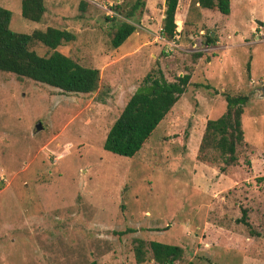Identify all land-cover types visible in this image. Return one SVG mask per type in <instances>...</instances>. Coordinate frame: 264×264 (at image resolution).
Segmentation results:
<instances>
[{
  "label": "rangeland",
  "instance_id": "1",
  "mask_svg": "<svg viewBox=\"0 0 264 264\" xmlns=\"http://www.w3.org/2000/svg\"><path fill=\"white\" fill-rule=\"evenodd\" d=\"M133 1L42 0L31 21L19 0H0L11 31L66 29L73 40L54 49L98 71L87 93L0 71V264H156L149 240L179 246L173 264H264V98L256 91L264 84V0H228L226 15L190 3L176 41L182 50L169 52L155 38L161 0H135L134 31L110 45ZM206 33L215 38L209 50L200 46ZM154 67L166 80L188 72L201 86L186 87L132 158L105 151L107 128ZM221 93L249 96L236 163L223 172L219 160L193 157L205 120L224 109ZM125 228L132 231L117 233ZM133 238L144 243L141 263Z\"/></svg>",
  "mask_w": 264,
  "mask_h": 264
},
{
  "label": "trees",
  "instance_id": "2",
  "mask_svg": "<svg viewBox=\"0 0 264 264\" xmlns=\"http://www.w3.org/2000/svg\"><path fill=\"white\" fill-rule=\"evenodd\" d=\"M190 3L193 7L212 9L221 15H226L229 10L228 0H162L161 36L175 41L180 39L181 24ZM137 5L138 2L134 0L122 12L123 19L118 20L110 36L109 42L113 48L134 31L137 20L133 18V13ZM43 11L42 0H19V14L27 20L39 21ZM8 19L9 11L0 6V71L12 74L15 79L27 78L63 92L87 93L95 89L98 80L96 68L79 65L54 49L60 41L73 40L74 35L70 31L46 26L28 33L14 32L8 28ZM34 43L51 51L47 55H39L31 49ZM214 43V36L206 33L200 46L212 48ZM202 53L195 51L190 56L196 58ZM189 84L201 86L189 82L188 72L175 75L173 80H166L158 67L148 70L107 128L101 142L102 149L132 158ZM221 95L224 109L217 117L205 120L193 156L204 165L219 160L222 163L218 167L219 172L224 171V165L236 163L235 148L242 141L240 115L248 99L245 93ZM244 216L245 211L241 209L238 221L247 226ZM127 231L132 230L125 228L117 233ZM133 243V261L141 263L144 260V243L139 238H133ZM146 245L151 260L156 264H173L181 254V248L174 244L149 240ZM84 264L96 263L90 260Z\"/></svg>",
  "mask_w": 264,
  "mask_h": 264
},
{
  "label": "built area",
  "instance_id": "3",
  "mask_svg": "<svg viewBox=\"0 0 264 264\" xmlns=\"http://www.w3.org/2000/svg\"><path fill=\"white\" fill-rule=\"evenodd\" d=\"M155 38H158L159 40H161V42L163 43V52H169L173 49L176 50H182L180 45L172 38L170 39H165L163 36H161L160 34L158 36H155ZM203 50H209L211 49L210 47H206V46H202Z\"/></svg>",
  "mask_w": 264,
  "mask_h": 264
},
{
  "label": "water",
  "instance_id": "4",
  "mask_svg": "<svg viewBox=\"0 0 264 264\" xmlns=\"http://www.w3.org/2000/svg\"><path fill=\"white\" fill-rule=\"evenodd\" d=\"M254 22L258 25H260L259 20H254ZM256 91L259 95V97L264 98V84H261L258 88H256ZM40 128V124L38 122L35 123L34 125V130H37Z\"/></svg>",
  "mask_w": 264,
  "mask_h": 264
},
{
  "label": "crops",
  "instance_id": "5",
  "mask_svg": "<svg viewBox=\"0 0 264 264\" xmlns=\"http://www.w3.org/2000/svg\"><path fill=\"white\" fill-rule=\"evenodd\" d=\"M161 2H162V0H161ZM162 10H163V4H162ZM161 17H162V15H161ZM161 17H160V19H161ZM254 20V19H253ZM260 21V20H259ZM159 22H160V20H159ZM256 24V23H255ZM260 24H261V21H260ZM256 26L257 27H259L260 25H258V24H256ZM240 38V37H239ZM242 38H240V40H241ZM245 94H247V93H245ZM247 96H248V94H247ZM259 96V95H258ZM249 97V96H248ZM224 101V100H223ZM176 103V102H175ZM174 103V104H175ZM242 113V112H241ZM241 116V115H240Z\"/></svg>",
  "mask_w": 264,
  "mask_h": 264
}]
</instances>
